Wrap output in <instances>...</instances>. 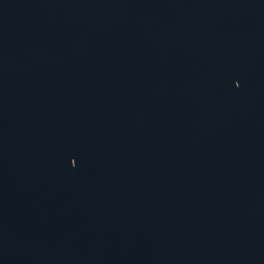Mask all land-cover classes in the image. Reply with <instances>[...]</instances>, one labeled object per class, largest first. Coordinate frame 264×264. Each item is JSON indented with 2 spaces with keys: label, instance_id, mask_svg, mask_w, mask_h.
Returning <instances> with one entry per match:
<instances>
[{
  "label": "water",
  "instance_id": "95a60500",
  "mask_svg": "<svg viewBox=\"0 0 264 264\" xmlns=\"http://www.w3.org/2000/svg\"><path fill=\"white\" fill-rule=\"evenodd\" d=\"M0 264H264V0H0Z\"/></svg>",
  "mask_w": 264,
  "mask_h": 264
}]
</instances>
